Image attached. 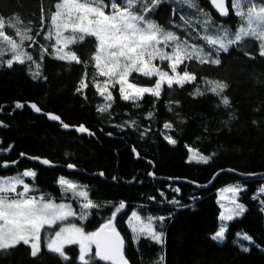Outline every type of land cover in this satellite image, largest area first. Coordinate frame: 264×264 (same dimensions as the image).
<instances>
[{
  "label": "trees",
  "instance_id": "16d2710c",
  "mask_svg": "<svg viewBox=\"0 0 264 264\" xmlns=\"http://www.w3.org/2000/svg\"><path fill=\"white\" fill-rule=\"evenodd\" d=\"M59 1L0 0V18L18 16L23 29L39 37L31 51L40 65L38 76L31 74L30 61L0 68V108L6 107V113L0 116L5 124L0 130V148L11 144L0 160L15 161L21 151L31 154L42 149L35 144L44 146L52 139L64 142L65 149L55 145L53 158L64 157L82 167L79 179L87 184L89 198L101 200L107 207L92 209L90 216L97 215L105 221L113 213L108 207L126 205L116 211V220L127 240L126 256L130 264H264V195L259 193L264 179L246 180L235 173L223 172L208 188L156 179H182L203 185L224 169L247 175L264 173V56L259 55V43L245 38L231 44L227 52L210 51L199 31L188 25L190 14L186 6L177 8L171 0L159 3L139 0L142 7L151 8L148 13L160 26L187 37L191 43L205 46L211 52L209 59L218 57L220 63L184 61L178 72L195 74L196 79L183 87L173 85L169 89L163 85L159 98L146 93L137 101H125L116 85L112 88L111 108L101 111L98 106L102 98L91 74L95 70V38L87 36L71 47L81 61L79 64L57 60L38 44ZM194 1L198 9L217 22L233 30L240 24L231 0H228L227 19L219 18L207 0ZM109 2L105 0V4ZM196 26L200 28L199 24ZM189 29L192 34H188ZM129 79L144 87L153 86L156 80L136 73ZM84 80L89 86L77 92ZM208 81L221 82L227 87L217 96L210 91L212 85ZM197 90L202 94L197 95ZM224 96L230 102L228 106L221 103ZM16 102L35 103L43 112L58 115L70 126H86L95 136L60 132L46 119L31 115L25 106L22 112L16 110L13 106ZM166 123L171 124L170 130L164 128ZM48 126L53 127V134ZM165 136L172 137L176 143H168ZM189 148L207 157V162L189 161ZM132 149L140 158L134 157ZM33 165L20 162L7 172L0 171V175L14 174L22 167ZM149 174L156 178H150ZM53 176V172L46 174L39 184L50 185L48 189L56 191L50 180ZM235 183L242 186L239 202L245 211L228 223L226 240L220 244L211 239L219 226L217 192ZM169 185L177 186L180 194L170 190ZM134 211L165 216L160 243L129 229L128 217ZM239 232L254 241L247 251L234 243ZM65 252L68 260L49 252L42 243L41 252L34 258L31 248L21 243L0 250V264H80L76 246L67 247ZM95 264L111 263L97 259Z\"/></svg>",
  "mask_w": 264,
  "mask_h": 264
},
{
  "label": "snow or ice",
  "instance_id": "6c2138e0",
  "mask_svg": "<svg viewBox=\"0 0 264 264\" xmlns=\"http://www.w3.org/2000/svg\"><path fill=\"white\" fill-rule=\"evenodd\" d=\"M157 3L160 0H156ZM189 7H195L192 0H183ZM242 2H251V0H234V7L236 14L241 15L240 11ZM213 5L219 11L220 15H228V10L225 6V0H212ZM123 5L117 6L115 0H112V8L115 12L113 15H106L103 6L105 0H64V3H57V11L52 15V23L55 27L56 44L53 45V50L56 53L55 59L60 61L81 63L75 51H66L69 45L76 42L75 36H64L62 29H67L71 26L73 32H80L83 35L79 36V40L83 41L85 35L95 37L97 41L96 54L93 56L95 60V67L99 76L111 78L118 77L115 83L120 85L119 91L123 100H133L142 98L145 93H148L157 98L160 97L162 86L167 85L169 89L173 85L183 87L186 83H191L196 79L195 74H189L184 71L182 74L177 72L180 64L188 60H196L201 64L211 63L217 65L220 59H209L199 47L191 45L186 41L181 40L172 31L164 32L158 25L149 21L146 15H134L131 8L135 6V0H124ZM123 8V11H121ZM61 9L75 10L79 13L71 25L68 23H57L59 17L62 16ZM151 11V8L145 7L144 12ZM255 9H249L247 20V28H241L233 37H229L227 32L224 36L212 38L209 36L202 37L208 45L218 48L224 52L229 50V45L238 44L247 37H255L264 41V6L255 12V26L253 25V13ZM77 21L79 23H77ZM4 28V20L0 18V38L3 44H0V57L6 53H11V58L6 61L7 67L12 68L14 63L24 64L25 58L31 61V55H27L22 50L21 45L11 38L2 29ZM19 34V32H18ZM31 39V37H28ZM46 38H50L46 36ZM227 41V42H225ZM4 45L7 47L5 48ZM163 45V48L160 47ZM171 48V51L165 49ZM260 56H264V43L260 44ZM159 59L160 61H168V67L171 69V75L168 71L161 67L152 64V61ZM39 68V65H37ZM139 73L148 78L158 77L154 81V86H138L136 83L130 82L131 74ZM33 75H39L38 72ZM107 84V82H106ZM212 85L210 91L220 96V94L227 87L221 82L208 81ZM89 85L81 81L77 92H82ZM97 91L106 101L113 99L112 93L108 87L103 89L99 84L96 85ZM107 93V95H105ZM202 94L197 90V95ZM221 103L225 106L229 105V100L226 96L221 98ZM110 106V105H109ZM16 108L22 107L17 103ZM33 109L39 112L36 105H32ZM103 111V107L100 109ZM57 120V116L50 117ZM4 126V125H0ZM68 127L67 125H64ZM171 124L166 123L165 129H171ZM80 132H85L86 129L80 126ZM168 143L175 144L176 141L170 136H165ZM192 149L189 148V152ZM197 158L198 161L207 162V157H189V161ZM44 164L49 162L44 160ZM7 165H5L6 167ZM69 167H73L69 165ZM23 177H35L36 172L24 171ZM59 184L64 188L65 192L71 191L74 196L83 198L82 208L87 210L95 207V204L89 199L88 193L85 190H78L76 185L68 180L61 178ZM22 190H18L21 188ZM33 189L25 183L20 176H13L7 179H0V250L15 248L23 245L31 248V256L37 257L41 252V231L47 226L53 228L58 222L67 221L69 217L74 216L69 205L63 203H53L50 199L44 197L36 198L29 196L28 193ZM239 187H228L224 191L233 193V196L241 191ZM259 193H264V187L259 189ZM258 193V194H259ZM257 194V195H258ZM253 196V199L257 198ZM234 208L231 209L230 214L221 215V220L231 221L234 216L241 215L245 209L240 203L233 199ZM125 205L121 203L120 209H124ZM87 213L82 212L80 219H85ZM116 213L103 223L98 230L86 233L82 226L72 225L70 227H61L55 231L53 238H48L46 247L51 253L58 254L64 260L69 257L64 251L65 245L78 244L80 264H95L98 259L100 261H110L111 264H127L123 255L124 240L121 238L114 226V219ZM131 219L139 221L140 217L136 212L131 214ZM151 217L148 218L149 223L141 225L139 228L132 227V231L139 235H144L151 238L157 243L161 242V234L153 230L151 224ZM163 220V217L159 218ZM227 225H221L219 230L212 235L213 241H223L225 237V230ZM249 240L250 237L245 235L243 237ZM95 246V252L92 253V246ZM247 251V249H243Z\"/></svg>",
  "mask_w": 264,
  "mask_h": 264
},
{
  "label": "rangeland",
  "instance_id": "374dc122",
  "mask_svg": "<svg viewBox=\"0 0 264 264\" xmlns=\"http://www.w3.org/2000/svg\"><path fill=\"white\" fill-rule=\"evenodd\" d=\"M171 1L175 2V6L177 8H183V7L186 6V12L188 14H190V16H191V17L188 16L189 17L188 18V20H189L188 25L190 27H193L195 30L199 31L200 37H204V36L207 35V36L212 37V38H217L219 36H224L225 32H227V35L229 37H233L234 38V35L242 27L243 28H247V26H248L247 20H248V15H249V9H253L254 8L255 12H259V9L262 6H264V0H251V2H242L241 8H240L242 16L238 15L240 17L241 21H240V24L233 30V29L229 28V26L226 25L225 23L217 22L213 17H211L210 15L206 14L207 12L205 13L201 9H198V6H197V4L195 3L194 0H192V2L195 4V7H189L187 3L183 2V0H171ZM77 2H82V0H77ZM115 2H116L118 7L121 6V5H123L124 8L128 7L127 5L124 4V0H115ZM58 3H64V0H60ZM103 8H104V11H105L106 15L115 14V12H114V10L112 8V0H110L109 5L105 4L103 6ZM231 8H232L233 12L236 14V8L234 7V0H231ZM144 9L145 8L141 6L139 0H135V6L131 8V12L134 15H146V18L149 21H151V22L155 23L156 25H158L164 32L171 31V30H166L164 27L160 26L152 18V16L148 12L147 13L144 12ZM56 11H57V9L55 7V11L52 13V15ZM60 11L62 12V16L58 18L57 23H68L69 25H71V22L74 20V18L77 15H79V13L77 11H75V10H71L70 11L69 9H61ZM121 11H123V8H121ZM255 12L253 13V25L254 26L256 24V21L254 19ZM186 17H187V15H186ZM3 20H4V28L2 30L6 34H8L11 38L15 39L18 44L21 45V48L26 53V56L27 55H31L32 56L33 59L30 61L31 62L30 65L32 66L31 67V69H32L31 74L33 75V73H36V72L40 73V65L35 60L34 54L31 51V49L33 48L32 45H34L36 43V41L39 40V37H36V35H34L31 31H29V30L27 31V30L23 29L24 24H23L22 20L18 16L3 18ZM77 23H79V22L77 21ZM196 24H199L200 28H197ZM55 31H56V29L53 26L52 19H51L49 24H48V26H47V28L42 33V39L43 40L41 41V43H38L39 45H41V48L43 49V51H45L47 54H49L53 58H55V55H56V53L54 52L53 47H52L53 45L56 44ZM62 31H63V35L64 36H75L76 37V42L71 44V45H69L68 48L66 49V51H72L71 47L73 45L82 42V41L79 40V36L83 35V33H80L78 31L77 32H73L71 26H69V28H67L66 30L62 29ZM18 32H19V34H18ZM192 33H193L192 30L189 29L188 30V34H192ZM175 35H177L181 40L186 41L187 43H189L191 45H194L196 47L201 48L203 50L204 54L208 56V58L211 55L210 51H212V50L222 51V50H219L218 48H214V47L208 45L207 42L203 38L202 39L204 40V42H206L207 47L210 49V51L207 50L205 48V46H198L197 44L189 42L187 37H181L178 34H175ZM46 36H48L50 38H46ZM28 37H31V39H29ZM86 37H87V35H85L84 40H85ZM247 38L255 39L259 43V52H260V44L264 43V41H261V40L255 38V37H247ZM225 42H227V41H225ZM0 44H3L2 38H0ZM230 46L231 45H229V48H230ZM4 47L6 48L7 46L4 45ZM160 47L163 48V45H160ZM165 51H171V48L165 49ZM95 54H96V52L94 53V55ZM10 58H11V53H6L2 57H0V68L7 67L6 61L8 59H10ZM28 61L29 60H27L25 58V63L28 62ZM168 63H169L168 61H160L158 58L156 60L152 61L153 65L163 68L164 70L168 71L169 74L171 75L172 73H171V69L168 67ZM37 65H39V68H37ZM94 66H95V60H94ZM177 72H178V70H177ZM133 73H135V72H133ZM91 74L94 75V77H95L93 79V84H94L95 88H96L97 84H99L102 89L107 86L108 90L111 93H112V88L114 86L117 85L118 89L120 88V85L115 83V80L118 79V77L110 79L109 77L99 76L96 67H95V70L92 71ZM136 74L140 75L139 73H136ZM33 76H36V75H33ZM152 78L158 79V77H152ZM129 81H130V79H129ZM84 82H85V80H84ZM106 82H107V84H106ZM164 85H166V84H164ZM138 86H140V85H138ZM99 95H100V93H99ZM105 95H107V93H105ZM120 95H121V93H120ZM112 96H113V93H112ZM101 98H102V101L100 102L98 108L101 109V107H103L104 110H107V109L111 108L112 103H113V99L111 101H106L103 96H101ZM139 99H141V98H139ZM139 99H136L135 101H137ZM127 101H133V100H127ZM191 156L198 157V156H203V155L199 154L196 150H192L191 151ZM192 160L198 161L197 158H194ZM13 176H20L22 179H24L25 183H28L27 182V177H23L22 174L9 175V176H0V179H7V178H11ZM69 182H71V181H69ZM71 183H73V182H71ZM73 184L76 185L78 190H84V188H82L80 185L75 184V183H73ZM228 187H239V188L242 189L241 184L235 183V184L226 185L225 187H223L220 190H218V192H217V203H218V206L220 208V215L218 217L219 226H218L217 231L219 230V228H220V226L222 224L223 225H227V227H228V223L230 221H227V220L222 221L221 220V215L230 214L231 209L234 208V204L232 203L233 199H235L237 203H240L239 202L240 191L234 197L233 193L224 191V189L228 188ZM262 187H264V185ZM168 188L170 190H172L175 187L173 188V186H168ZM18 190H22V187L18 188ZM175 190H176V188H175ZM29 193H34V191H30ZM29 193H28V195H29ZM260 194L264 195V193H260ZM29 196H33V197H36V198L44 197L46 200L50 199L53 203H57V204L63 203V204L69 205L71 207L72 212L74 213V216L69 217V219L67 221L58 222L53 228H48L47 226H45V228L42 229V231H41V245H42V243H44V245L46 247V243H47L48 238H53L54 235H55V231H58L61 227H70L72 225L80 226V225L76 224L75 221H74V218H76V216L80 217V215L76 214V212L74 210V207L72 206L71 203H69V202H67L65 200H59L58 198L53 197V196H50V197L39 196V195H29ZM81 204H82V202H80L79 205H81ZM119 205H120V203H118V205H117L118 207H117L116 211L120 210ZM244 209H245V207H244ZM80 210H82L81 207H80ZM134 212H136V211H134ZM242 214L238 215V216H234V218L232 220L242 216ZM137 215L140 217L139 221L132 220L131 217H130V219L128 221V224H129V226L131 228L133 226H136L137 228H139L141 225L148 224L149 223L148 218L151 217L152 218L151 219V224H152L153 230L156 231L157 233L161 234V227L163 226L164 222H163V220H161L159 218L163 217V219H164V217H165L164 215L158 214L156 216H153V215H151L149 213L148 214H139V213H137ZM227 227H226L225 233L227 231ZM84 231L86 233H91L90 231L85 230V229H84ZM245 235H247V234L244 233V232H239V233H237L236 238L234 240V243L237 244L242 249H245V248L248 249L250 246L254 245V241L251 238L249 240H246V239L243 238ZM248 237H250V236H248ZM161 238H162V234H161ZM225 240L226 239L224 237L223 241H215V242L221 244V243H224ZM69 246H76L78 248V250H79V245L78 244H72V245H65L64 251ZM78 256H79V254H78Z\"/></svg>",
  "mask_w": 264,
  "mask_h": 264
},
{
  "label": "flooded vegetation",
  "instance_id": "af4514ba",
  "mask_svg": "<svg viewBox=\"0 0 264 264\" xmlns=\"http://www.w3.org/2000/svg\"><path fill=\"white\" fill-rule=\"evenodd\" d=\"M13 106H15V105H13ZM24 106L29 110V112L31 113V115H33L35 117H42V118L46 119V121L48 123H50V125L57 126V129L60 132H67L66 130H62L61 129L62 124L55 123V122H51V121L48 120L47 116L45 115V113H48V112H43L42 111L43 112L42 114L36 113L29 106H27L26 104L25 105H22V107H20V108H16V107L15 108L19 112H22ZM5 109H6V107L4 106L2 108V110L0 111V116L4 115L6 113L5 112ZM0 125H4V126H0V130H2V129L5 128V124L1 120H0ZM52 128L48 126V129H49V133L50 134H53V129ZM50 129H52V131H50ZM74 132L77 135H85V136H91V137H94L95 136V134L93 132H91V131H89L88 134H79L76 131H74ZM56 144L61 145L62 146V149H65L66 148V144L64 142L63 143H57V142L54 141V139H52L51 142L47 143L44 146L43 145L38 146V144H35L34 146H36L37 148H42V149L41 150L38 149L37 151L32 152L31 154H28V153H25V152L21 151L19 153V157L17 159H19L21 156H23V157L20 158L21 160L14 167L18 166V164L20 162H22V163L23 162L24 163L31 162L34 165L31 166V167H22V168H20V170H18L14 174H7V175H4V176L16 175V174H23L24 171H34V172H36V176L35 177H27V182H28L27 184L31 187V189H33L32 191H34V193H29V195H39V196L50 197V196H53L54 193L58 194V196H53V197H56L59 200H65V201L71 203L72 206L74 207V210H75L76 214L80 215L82 212H86L87 211L86 212L87 215H86V218L85 219H80L78 216H76V218H74V221H75L76 224L82 226L83 229L88 230L90 232H94V231L98 230V228L103 223L107 222V220L103 221L102 217L97 216V215H96V218H94L92 215L90 216L91 210L92 209H95V208L96 209H106L107 207H104V204H103V202H101V200H96V199H93V198H89L95 204V207H93L91 209L85 210V209L82 208V206H81L82 204L79 205L80 202H82V203L84 202L83 201V198L74 196L71 191H68L67 193L65 192L64 188L59 184V180L61 178H64V179H66L68 181H71V182H73L75 184L80 185L82 188H84L85 191H87L88 186H87V184L83 183L79 179L80 178V175L83 173V168L82 167H78L75 164L70 163L68 161V159L67 158H64V157L63 158H56V159L53 158V156H55V151L57 150L55 148V145ZM46 148L48 150H45ZM10 149H11V144L8 145L6 148H0V155H3L4 153H7ZM133 150L134 149H132V151ZM133 154H134V151H133ZM32 157L33 158H38V159H40L42 161L43 160H46V161L50 162L51 163L50 165H53V167H46L43 162H39V161H36V160H32L31 159ZM134 157H135V155H134ZM4 162H8L9 163V162H13V161H4V160L2 161V160H0V171L7 172L12 167H8L6 169H2V163H4ZM147 162L149 163V161H147ZM69 165H72L75 169L69 171L68 170ZM50 172H53V174H54V176L51 179L50 178L49 179L51 180L52 186L55 187L56 191H50L48 189L50 185H48V186L46 185L47 187H45V186H41L39 184V181L40 180H44V178H46V174H48ZM94 175H99V174H94ZM150 175H152V174H149V177H150ZM0 176H2V175H0ZM100 177L101 178H104V176L102 174H100ZM169 186H171V185H169ZM174 187H177V186H174ZM172 190L175 191V188L172 189ZM80 207H81L82 210H80ZM117 207L118 206L116 205V206L108 207V208L112 209L113 213H116L115 219H114L113 223H114V226L116 227L117 232L120 233L121 238L124 240L123 255L127 259V256H126L127 240L125 238V235L123 234V232L120 229V225H118V220H116L117 219V215H118V213L116 212ZM130 217H131V215L128 217V221H129ZM128 221H127V225L129 227V229L132 231V228L129 226ZM88 223H90V226L87 225ZM139 236H144V235H139ZM144 237H146V236H144ZM92 250H93L92 252L94 254V252H95V246L94 245L92 246Z\"/></svg>",
  "mask_w": 264,
  "mask_h": 264
},
{
  "label": "water",
  "instance_id": "95a60500",
  "mask_svg": "<svg viewBox=\"0 0 264 264\" xmlns=\"http://www.w3.org/2000/svg\"><path fill=\"white\" fill-rule=\"evenodd\" d=\"M207 2L209 3V5L211 6V8L213 9V11L219 16V18L221 19H227L230 15V9H229V6H228V0H225V6L228 10V15H220L219 11L216 9V7L213 5L212 3V0H207ZM18 102L14 103V105H16ZM21 105H24L26 104L27 106H29L34 112L36 113H39V114H42V110H40V108L35 104V103H32V102H26V103H19ZM32 105H36V107L40 110L39 112H37L36 110L33 109ZM4 107V106H3ZM2 110V108H0V111ZM45 115L47 116L48 120L51 121V122H55V123H60L62 124L61 126V129L62 130H66V131H76L77 133L79 134H88L89 133V129L84 126V125H79V126H70L66 123H64L60 117L54 113H45ZM57 116L58 119L57 120H53L51 119L50 117L51 116ZM64 125H67L68 127H65ZM80 126H83L86 131L85 132H80L78 131L77 129L80 127ZM134 151V155H135V158L138 159L139 158V155H138V152L136 150H133ZM23 156H21L20 158H22ZM19 158V159H20ZM19 159L13 161V162H4L2 163V169H6L8 167H14ZM32 160H36V161H39V162H43L42 160L38 159V158H31ZM51 163L49 162L48 164H45L46 167H53V165H50ZM5 165H7L5 167ZM75 168L74 167H68V170L71 171V170H74ZM223 172H229V173H235L237 174L241 179H264V173H260V174H254V175H247V174H242V173H237L235 171H232V170H229V169H224V170H220L218 172H216L214 174V176L211 178V180L207 183V184H203V185H200V184H196V183H193V182H189V181H186V180H182V179H171V178H156L154 177L153 175H150L151 178H156V179H160V180H165L167 182H174V183H191L192 185H194L195 187H198V188H208L212 185V183L214 182V180L216 179L217 176H219L221 173ZM125 257V256H124ZM125 260L127 261V264H130L129 261L125 258ZM107 262V261H106ZM109 263H111L110 261H108Z\"/></svg>",
  "mask_w": 264,
  "mask_h": 264
},
{
  "label": "built area",
  "instance_id": "2783aa9c",
  "mask_svg": "<svg viewBox=\"0 0 264 264\" xmlns=\"http://www.w3.org/2000/svg\"><path fill=\"white\" fill-rule=\"evenodd\" d=\"M177 194H180V191H179V189H177Z\"/></svg>",
  "mask_w": 264,
  "mask_h": 264
},
{
  "label": "bare ground",
  "instance_id": "6f19581e",
  "mask_svg": "<svg viewBox=\"0 0 264 264\" xmlns=\"http://www.w3.org/2000/svg\"><path fill=\"white\" fill-rule=\"evenodd\" d=\"M13 168V167H12Z\"/></svg>",
  "mask_w": 264,
  "mask_h": 264
}]
</instances>
